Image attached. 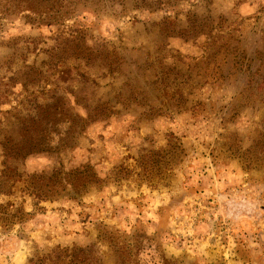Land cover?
Here are the masks:
<instances>
[{
  "label": "rangeland",
  "instance_id": "obj_1",
  "mask_svg": "<svg viewBox=\"0 0 264 264\" xmlns=\"http://www.w3.org/2000/svg\"><path fill=\"white\" fill-rule=\"evenodd\" d=\"M263 85L264 0H0V264H191L166 254L169 208H264ZM58 98L74 132L5 160Z\"/></svg>",
  "mask_w": 264,
  "mask_h": 264
},
{
  "label": "crops",
  "instance_id": "obj_2",
  "mask_svg": "<svg viewBox=\"0 0 264 264\" xmlns=\"http://www.w3.org/2000/svg\"><path fill=\"white\" fill-rule=\"evenodd\" d=\"M228 197L222 195L218 201L223 205L217 207L169 208L165 249L170 259L191 264L264 263V208ZM158 209L150 212L155 222Z\"/></svg>",
  "mask_w": 264,
  "mask_h": 264
},
{
  "label": "trees",
  "instance_id": "obj_3",
  "mask_svg": "<svg viewBox=\"0 0 264 264\" xmlns=\"http://www.w3.org/2000/svg\"><path fill=\"white\" fill-rule=\"evenodd\" d=\"M72 43L75 45V47L71 48L72 55L76 60L81 59L85 60L87 64H92L99 59L104 65H107V69L112 62L116 61L110 54H108V59L103 52H95L90 48L84 47L82 39L76 38ZM79 43L81 48L78 47ZM96 109H99L102 113L108 110L106 104L100 105ZM38 113L41 114L39 118L30 117L21 121L18 132L19 137H9L5 140L2 147V156L5 160H19L30 154L48 151L47 147L53 142L51 136H54L53 134L56 130L58 131V129L61 128L66 130L68 134H71L77 126V121L67 113V107L60 98L56 99V102L53 101L52 104L41 106ZM51 116L57 119V121L52 122L49 120ZM43 118L46 121L44 124L42 121ZM95 119L101 118L98 117ZM64 136L65 135L60 132L59 137L64 138ZM254 146L264 149V133H261V136L255 140ZM261 154L262 156L260 154H256V156H258L259 159H264V150H261ZM173 157L175 156L173 155ZM162 158H165V156H162ZM156 164L154 168L158 166V163ZM253 169L255 168L249 165L248 170L251 171ZM81 252L82 251L78 249H72L70 253H68V250H55L41 259L31 260L30 264H82V261L77 259V254ZM63 256L64 258L70 257L71 261L68 263L67 260L63 259Z\"/></svg>",
  "mask_w": 264,
  "mask_h": 264
}]
</instances>
